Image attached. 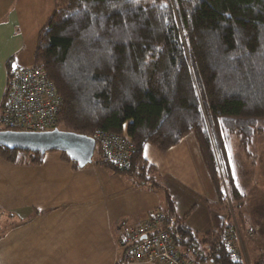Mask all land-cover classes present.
<instances>
[{
  "label": "trees",
  "instance_id": "1",
  "mask_svg": "<svg viewBox=\"0 0 264 264\" xmlns=\"http://www.w3.org/2000/svg\"><path fill=\"white\" fill-rule=\"evenodd\" d=\"M34 65L61 99L57 129L90 138L102 131L132 142L126 171L117 172L100 154L94 165L163 192L162 229L182 258L242 264L230 261L222 240L233 221L243 238L249 230L227 142L234 137L249 155L263 132L264 0H56ZM189 134L219 202L214 229L205 234L192 232L176 214L156 168L142 156L146 145L165 153ZM44 156L0 146V160L11 165H41ZM258 245L250 264H264Z\"/></svg>",
  "mask_w": 264,
  "mask_h": 264
},
{
  "label": "crops",
  "instance_id": "2",
  "mask_svg": "<svg viewBox=\"0 0 264 264\" xmlns=\"http://www.w3.org/2000/svg\"><path fill=\"white\" fill-rule=\"evenodd\" d=\"M53 4L0 0V103L8 70L34 65L26 54L36 49L43 26L37 30ZM142 156L186 226L198 234L212 231L218 213L208 204L217 206L218 197L194 136L165 153L146 145ZM163 209V192L93 163L75 170L59 152L46 153L41 165L0 160V264H123L119 241L127 235L118 237L119 223L131 227ZM255 229L264 244V231Z\"/></svg>",
  "mask_w": 264,
  "mask_h": 264
},
{
  "label": "built area",
  "instance_id": "3",
  "mask_svg": "<svg viewBox=\"0 0 264 264\" xmlns=\"http://www.w3.org/2000/svg\"><path fill=\"white\" fill-rule=\"evenodd\" d=\"M60 105L57 90L43 69L35 65L12 67L5 81L0 131L45 132L57 129ZM92 139L94 149L114 170L122 172L129 168L134 151L130 140L102 131L95 132ZM166 221L167 217L161 211L151 212L146 220L131 227L121 221L116 232L119 238L124 233L127 235L124 241H119L123 264H195L180 256L171 235L162 229ZM250 230L249 235L253 236L256 229ZM222 240L230 261L244 264L241 239L233 225L223 234Z\"/></svg>",
  "mask_w": 264,
  "mask_h": 264
},
{
  "label": "rangeland",
  "instance_id": "4",
  "mask_svg": "<svg viewBox=\"0 0 264 264\" xmlns=\"http://www.w3.org/2000/svg\"><path fill=\"white\" fill-rule=\"evenodd\" d=\"M55 2L56 0H54L53 9ZM50 14H48V16H45L44 20L41 22L40 28L37 30L38 32L41 27L46 23L47 19L50 17ZM28 45L29 44L26 43V46ZM34 51L35 48L33 51H30L28 52V54H26L28 59H30V64L34 62ZM25 52H27L26 48L24 53ZM31 66L32 65L23 67ZM261 126L263 132L261 135L256 136L252 140L251 146L248 148L249 155H246V153L238 147V142L234 137H229L227 146L229 150L228 153L231 163L230 165L232 176L234 177L238 188L245 195L246 227L249 228V230L250 228L255 229V227H259L260 231H264V125ZM91 138H93V136ZM97 154V151L94 149V154L92 158L93 164ZM221 179L223 183L224 192H226L227 189L223 181V177H221ZM218 208L219 202L217 206L216 204L209 202L208 209L211 210V213H218ZM232 225L236 228V223L234 221L232 222L231 226ZM249 230L248 232L246 231L247 238H243V235H241L237 230L238 235L241 239V244L244 253V261L246 264H249V262L251 263V258L254 257V254L252 252L258 249V244H260L262 246V249H264V244L261 242L260 238L257 237L256 239L257 232L253 233L255 237L253 236L254 238L252 239L249 235ZM250 242H254L256 244L252 246Z\"/></svg>",
  "mask_w": 264,
  "mask_h": 264
},
{
  "label": "water",
  "instance_id": "5",
  "mask_svg": "<svg viewBox=\"0 0 264 264\" xmlns=\"http://www.w3.org/2000/svg\"><path fill=\"white\" fill-rule=\"evenodd\" d=\"M0 146L31 153H63L79 168L91 164L94 154L92 138L59 129L45 132L0 131Z\"/></svg>",
  "mask_w": 264,
  "mask_h": 264
}]
</instances>
